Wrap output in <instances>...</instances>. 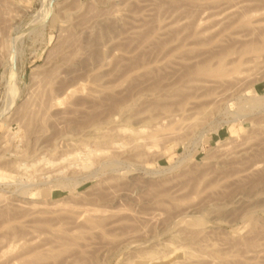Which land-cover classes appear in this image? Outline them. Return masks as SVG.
I'll return each mask as SVG.
<instances>
[{
  "label": "rangeland",
  "instance_id": "374dc122",
  "mask_svg": "<svg viewBox=\"0 0 264 264\" xmlns=\"http://www.w3.org/2000/svg\"><path fill=\"white\" fill-rule=\"evenodd\" d=\"M174 263L264 264V0H0V264Z\"/></svg>",
  "mask_w": 264,
  "mask_h": 264
},
{
  "label": "bare ground",
  "instance_id": "6f19581e",
  "mask_svg": "<svg viewBox=\"0 0 264 264\" xmlns=\"http://www.w3.org/2000/svg\"><path fill=\"white\" fill-rule=\"evenodd\" d=\"M82 21V20H81ZM80 23V22H79ZM74 27V26H73ZM78 48V47H77ZM11 68H15V63L14 61H12V65H11ZM73 91V90H72ZM256 103H257V100H256ZM253 105V104H252ZM254 106H255V103H254ZM249 108V107H248ZM5 117V116H4ZM6 118H7V115H6ZM5 119V118H4ZM9 121V120H8ZM107 133V132H106ZM130 133V132H129ZM132 134V133H131ZM128 136V135H127ZM130 136V135H129ZM18 164V163H17ZM28 198H31V199H34L36 197L34 196H29ZM154 252V251H153ZM155 259V258H154ZM175 264V263H174ZM180 264V263H179Z\"/></svg>",
  "mask_w": 264,
  "mask_h": 264
}]
</instances>
